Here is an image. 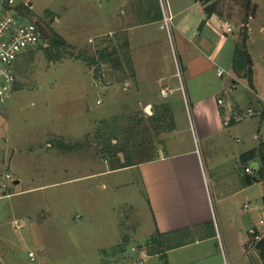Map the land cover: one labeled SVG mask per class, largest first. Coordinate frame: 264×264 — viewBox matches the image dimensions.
Listing matches in <instances>:
<instances>
[{
  "label": "rangeland",
  "instance_id": "rangeland-1",
  "mask_svg": "<svg viewBox=\"0 0 264 264\" xmlns=\"http://www.w3.org/2000/svg\"><path fill=\"white\" fill-rule=\"evenodd\" d=\"M16 1L27 5L26 22L44 24L50 37L19 56L15 91L0 106V264H137L132 248L145 246L154 232L147 192L138 169L112 170L120 166V154L125 164L170 150L158 141L161 129H153L170 120L177 122L183 145L205 147L190 113L193 92L187 83V90L180 83V90L166 97L161 91L140 92L142 102H167L156 109L158 117L149 119L145 105L136 107L138 93L126 100L122 86H116L118 75L101 60L106 48L88 42L95 32L89 24L100 18L106 0ZM252 1L255 12L247 22L241 8L229 21L235 41L247 27L249 51L264 76V0ZM175 2L170 0L173 43L165 31L163 47L171 56L165 67L178 75L177 83L186 72L206 70L215 85L212 94L230 103L231 67L210 60L208 49L197 41L192 44L194 30L184 35L178 28L184 15L191 20L200 15L196 0L181 15ZM204 35L212 49L218 36L211 30ZM196 44L205 55L194 56ZM219 68L225 69L224 76L218 75ZM232 133L237 138V130ZM239 173L245 180L244 170ZM252 180V199L240 201L250 205L247 211L264 206V177L255 170ZM256 213L258 223L263 212ZM222 231L223 237L186 247L171 254L168 263L158 259L159 264H263L257 250L231 242Z\"/></svg>",
  "mask_w": 264,
  "mask_h": 264
},
{
  "label": "crops",
  "instance_id": "crops-1",
  "mask_svg": "<svg viewBox=\"0 0 264 264\" xmlns=\"http://www.w3.org/2000/svg\"><path fill=\"white\" fill-rule=\"evenodd\" d=\"M192 1L182 0L180 3L177 0L174 7L180 9L178 14L188 12ZM194 6L199 7L200 15L196 14L195 20L184 15L178 28L184 35L194 30L191 43L197 41L201 48L206 47L213 62L219 61L231 67L230 103L212 94L215 85L206 70L186 72L185 79L177 83L178 75L165 67L164 62L171 56L163 47L167 37L161 27L159 0H106L100 18L89 24L95 32L88 42L92 40V46L101 50L106 48L113 53L109 70L119 77L116 86H122L126 100L132 93H138L135 94L139 100L136 107L145 105L150 108L148 118L158 117L156 109L164 108L167 102L157 105L149 100L142 102L140 92L161 91L166 97L168 92L179 91L180 83L186 90L187 83L188 90L193 92L190 113L205 147L198 149L195 145H183L179 141L177 122L175 124L169 119V124L163 129L159 126L153 129H161L156 131L158 141L171 149L154 153L130 166L139 170L153 219L154 232L148 240H151V245L148 246V242L146 247L140 244L149 248L148 262L151 264H159L158 259L166 258L168 263L175 252L212 242L221 234L223 237V227L231 242L238 240L245 246L249 227L257 223L256 212L262 211L261 217L264 216V206L247 211V204H240V201H250L253 197V175H249L246 168L252 167L257 171L264 168V76L257 67L254 52L249 51L251 38L247 48L253 61L252 85L244 72L236 70L233 64L235 51L243 44V36L238 41L233 40V33L222 37L218 28L222 20L216 16L207 19L204 7L197 0ZM203 22H206L204 26ZM205 30H211L218 36L212 49L208 48L210 41L204 35ZM72 42L78 44L80 40ZM194 46L198 49L194 56L198 58L203 50L197 44ZM261 57L264 61V51ZM221 99L224 101L222 104L219 102ZM233 130H237V138L233 136ZM251 151H257L256 156L243 161V155ZM118 167L112 171L130 168ZM239 170L246 173L245 180L241 179ZM153 237L157 240L152 241Z\"/></svg>",
  "mask_w": 264,
  "mask_h": 264
},
{
  "label": "built area",
  "instance_id": "built-area-1",
  "mask_svg": "<svg viewBox=\"0 0 264 264\" xmlns=\"http://www.w3.org/2000/svg\"><path fill=\"white\" fill-rule=\"evenodd\" d=\"M162 10V29L165 30L173 43L175 16L172 13L170 0H159ZM27 6L17 3L16 0H0V106L11 99L16 86V62L19 56L28 48L39 45L43 40L38 23L26 22L25 12L21 7ZM222 37L234 33V27L229 20H222L218 24ZM225 70L218 69L221 77ZM184 89V88H183ZM188 103V100L186 98ZM221 104L224 101H219ZM246 172L254 175L255 169L247 167ZM10 177V176H8ZM250 210V205H245ZM264 210V207H263ZM247 248L257 250L264 243V216L248 231ZM133 256L137 264H146L149 254L144 247H133ZM32 261L36 260L35 254L30 253Z\"/></svg>",
  "mask_w": 264,
  "mask_h": 264
},
{
  "label": "trees",
  "instance_id": "trees-1",
  "mask_svg": "<svg viewBox=\"0 0 264 264\" xmlns=\"http://www.w3.org/2000/svg\"><path fill=\"white\" fill-rule=\"evenodd\" d=\"M202 4L204 7V11L206 14L207 19H210L213 16H216L220 20H231L233 17V14L235 12L236 8H241L245 19L247 22V19L250 18V16L255 12V6L252 0H197ZM26 7V6H25ZM22 11L26 12V8L24 6L21 7ZM206 22H203L202 26L205 25ZM243 36V44L240 47H237L235 51L234 56V68L238 71H243L246 78L248 79L249 83L253 84V61L252 57L248 51L247 44H248V29L245 26L242 32ZM43 39H45L43 37ZM101 60L104 62H110L109 60H113L112 56L113 53L109 51V49H106L104 53L101 54ZM108 60V61H106ZM150 119V118H149ZM111 145L112 142H111ZM102 151L106 152V147L102 148ZM123 152L122 150H120ZM257 154V151H251L243 155L242 159L243 161H249L253 159ZM120 162V166L118 168H127L132 166L131 163H128L126 160V163H121V159L118 158ZM264 164V159H263ZM259 172L261 173V176L264 177V168L261 167ZM153 240H157V237H153ZM151 245V240L148 241V246ZM258 253L260 256V259L262 260L264 264V243H261L258 247Z\"/></svg>",
  "mask_w": 264,
  "mask_h": 264
},
{
  "label": "water",
  "instance_id": "water-1",
  "mask_svg": "<svg viewBox=\"0 0 264 264\" xmlns=\"http://www.w3.org/2000/svg\"><path fill=\"white\" fill-rule=\"evenodd\" d=\"M41 32H42V35L45 39H49L50 36H49L48 32L46 31V28L42 27ZM147 111L150 113V111L148 109H147ZM120 157H121L122 161H124V157L122 154H120ZM256 169H258V168H256Z\"/></svg>",
  "mask_w": 264,
  "mask_h": 264
},
{
  "label": "flooded vegetation",
  "instance_id": "flooded-vegetation-1",
  "mask_svg": "<svg viewBox=\"0 0 264 264\" xmlns=\"http://www.w3.org/2000/svg\"><path fill=\"white\" fill-rule=\"evenodd\" d=\"M38 25H39V27H40V31H41L42 27L46 28L45 25L42 24V23H38Z\"/></svg>",
  "mask_w": 264,
  "mask_h": 264
},
{
  "label": "bare ground",
  "instance_id": "bare-ground-1",
  "mask_svg": "<svg viewBox=\"0 0 264 264\" xmlns=\"http://www.w3.org/2000/svg\"><path fill=\"white\" fill-rule=\"evenodd\" d=\"M148 110L150 111V108H148Z\"/></svg>",
  "mask_w": 264,
  "mask_h": 264
}]
</instances>
